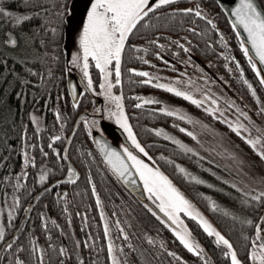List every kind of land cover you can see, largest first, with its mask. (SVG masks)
I'll return each mask as SVG.
<instances>
[{"label":"snow or ice","instance_id":"1","mask_svg":"<svg viewBox=\"0 0 264 264\" xmlns=\"http://www.w3.org/2000/svg\"><path fill=\"white\" fill-rule=\"evenodd\" d=\"M216 3L224 11H230L231 28L236 30L239 49L259 84L264 87V0H235L230 9L225 7L223 0H216ZM200 22L204 23V28H200ZM169 32L177 35H168ZM0 33L3 35L0 39V104L7 103L14 93L22 105L29 87L34 100H39L42 94L52 99L51 88L57 89L56 103L51 109L54 114L53 134L48 137L46 145L49 151H45V144L40 139L43 126L34 111L28 113L30 123L35 126L32 137L27 123H16L15 111L11 107L0 117V264H192L180 251L168 247L158 233L153 235L144 230L134 240L129 232L132 224L118 218L115 211L112 216L117 218L111 220L97 191L92 164H96L102 176L111 172L116 180L133 186V189L138 177L150 201L145 202L144 207L171 231L173 239L178 240L183 249L195 257V264H218V261L219 264H264V168L257 172L253 167L254 161H246L241 153L227 147L224 140L227 132L178 105L133 94L139 101L133 107L141 108L146 103L162 105L154 112L172 117L173 127L195 142H186L163 126L148 130L170 141L174 145L172 151L187 157L197 169L209 174L211 179L177 162L171 155L159 154V159L174 167L175 173L184 181L206 186L225 201L221 203L205 192L196 193L217 216L219 228L159 166L146 162L135 151L148 157L149 161L153 160L138 139L130 114L125 109L123 70L129 74L130 84L152 85L201 108L213 121L222 123L247 144L260 165L264 166V120L257 123L235 99L212 93L208 84H216L217 81L194 59V50H200V44L193 37L204 40V50L208 51L214 50L215 46V38L209 37V33H218L219 44L226 50L229 48L216 19L209 15L199 0L196 3L189 0L187 6H179L177 0H0ZM137 37L148 39L145 43L131 42ZM141 51L145 54L151 52L155 60L139 55ZM126 52L135 53V59L157 70L123 69ZM165 52L179 57V63L191 65L202 75L198 78L190 75L187 67L177 69L176 64L166 58ZM181 52L185 54L183 57H180ZM219 57L225 60L224 67L229 72L233 68L228 61L235 62L240 81L247 86L258 105L257 115L264 118V99L246 78L240 61L230 51H220ZM157 61L181 75L165 76ZM207 63L209 67L213 66L211 60ZM93 64L98 70L99 95L105 103L94 106L90 117L81 114L74 126L66 129L72 114L67 110L61 111V98L70 95L71 108L75 110L80 107L86 93L96 92L90 72ZM77 69L81 73L83 91L71 80L65 90L60 91L65 73ZM134 76L139 78L133 79ZM201 82L204 87L200 86ZM117 86L119 92L114 90ZM47 103L46 100L45 106ZM232 109L235 111L229 115ZM105 118L115 121L127 134V141L134 149L127 143L118 147L109 143L100 123ZM177 121L186 122L191 127ZM81 122L95 148L77 151L83 157L82 164L88 166L86 182L91 186V195L95 197V207L99 209V219L103 224L102 237L87 232L83 240L76 238L74 231L66 232L43 210L49 207L44 197L54 192V203L64 202L62 214L71 228L69 193L67 189H60V185H75L81 175L71 162L69 153V145ZM69 131L71 135L67 134ZM57 141H60V147L55 146ZM206 144L208 147L205 149ZM37 150L41 157L39 163L35 154ZM206 152L222 159L218 161ZM13 154L20 157L18 171L10 162ZM64 161L69 162L65 164ZM30 171L34 175L31 186L27 183ZM74 191L79 193L78 188ZM25 198H28L27 203ZM37 205H41V210L36 212L38 224L32 220L33 209ZM181 214L196 221L213 245L210 251L193 237ZM76 215L81 214L77 212ZM85 227H91L87 215L81 219V229ZM37 228L46 237L43 243L38 239ZM251 229L254 231L250 232ZM53 230H58L59 238L53 235ZM226 233H236L243 247L237 248ZM69 235L71 245L61 239Z\"/></svg>","mask_w":264,"mask_h":264},{"label":"trees","instance_id":"2","mask_svg":"<svg viewBox=\"0 0 264 264\" xmlns=\"http://www.w3.org/2000/svg\"><path fill=\"white\" fill-rule=\"evenodd\" d=\"M193 0H191L192 2ZM203 4V7L206 9V11L209 13V15L216 19L217 26L221 30V32L224 33L225 38L227 39V42L229 44V48L226 50L222 45L219 44L218 40V33H209V37L215 38V46L214 50H204L205 41L202 39H199L198 37H193L194 40H196L200 44V50H194V55H196L201 60L207 62L208 60L212 61L211 69L213 71H217L222 77L227 78L229 85L235 92V94L241 96L251 107L255 108V100L251 96L248 88L246 85H244L240 79H239V71L235 68V62L234 61H228L230 66L233 68L232 72H229L225 67L224 63L225 60L222 57H219L220 51H230L233 55L236 56V58L240 61L241 66L245 70V76L250 82L253 84V86L256 88L257 91L263 94L264 97V88L259 84L258 78L255 76L254 72L251 70L250 66L247 63V59L243 56L242 52L239 49V42L236 39L235 31L231 28V22L230 19L223 9L220 8L219 4L216 3V0H199ZM177 3L179 6H187L189 3V0H177ZM200 28H204L205 25L203 22H200ZM161 31H164L161 29ZM188 34V33H184ZM168 35H177V33L169 32ZM191 35V34H188ZM3 38L2 33H0V39ZM148 38L145 37L144 40H141L139 37L135 38L133 41L134 43H145V41ZM135 53L132 52H126L125 54V61L126 63L123 66V69H126L127 67H145L150 66L147 64L142 63L138 59H135ZM139 55H145L146 59H152L154 56L149 52L148 54L143 53L142 51L139 53ZM130 57H132L130 59ZM92 75H93V81L94 86L98 87L99 83V77H98V71L95 68H92ZM129 74L126 70H123V94H124V105L126 111L130 114V122L133 125V129L137 134L138 139L140 142L145 145L146 150L148 151L149 155L153 158V162L155 165L159 166L161 171H163L166 175L169 176L170 179H172L173 183H175L182 192L186 196L189 197L197 206L218 228L221 227L220 223L217 220V216L214 215L207 207L206 202L203 201L196 193L198 192H205L209 195H213L217 198L220 196L212 189H209L204 186L195 185V184H189L186 181H184L182 178H180L176 173L175 169L172 166H168L165 162L161 161L159 159V154L161 152L164 153V155H171L174 160L177 162L185 164V166L189 167L191 170L196 171L198 174H201L203 176L210 177L209 174L206 172L200 171L197 169V167L185 156L179 155L176 152L172 151L174 148V145L172 143L166 141L163 139V137H158L155 134L148 131L152 127H160L163 126L164 128H172L173 127V118L163 115V114H157L154 112V109L143 106L141 108H135L133 105L136 102L135 96L133 94L140 93L142 90L145 89H157L152 85H144V84H130L128 81ZM139 77L134 76L133 79H137ZM67 73L64 75V80L62 81L60 85V91H64L65 87L67 85ZM19 89V86H17V90ZM116 91H119V86L114 88ZM39 92L40 90L37 89ZM32 88L29 87L27 89L26 93V99L24 100V103L21 105L20 101L14 96V93L9 96V100L7 103L0 104V117H3L5 115V111L8 107H11L15 111V119L16 123L19 125L21 121L28 124V133L29 136H33L34 132V125L30 123V116L28 113L35 112V114L40 118V122L42 123V131L40 133V139L43 140L45 144V151H49V149L46 147L48 143V137L53 134V112L52 108L55 105V97L57 94V89L55 87L51 88V96L52 99L48 98V95L42 94L41 98L39 100H34L32 95ZM64 99V109L62 110L69 111L72 114V119L69 120L68 124L66 125V129H71L73 127V124L77 118V116L81 113H87V116L90 117L91 113L93 112V107L96 105L95 102L97 100L96 97H92L91 95L85 94V97L81 99L80 107L73 110L71 108V96H65L62 97ZM61 98V100H62ZM48 101L47 106H45V101ZM185 101V100H183ZM187 102V101H186ZM191 104L190 102H187ZM216 124L221 126L222 128L226 129V126H224L222 123L215 121ZM86 130L82 126V122L80 127L77 129V132L75 134V137L70 144L69 147V153H70V160L75 165V167L78 169V171L81 173L78 182L74 184H67L62 183L60 185V189H67L69 196H68V208L69 212L72 213V225L73 231L75 232L76 238H79L81 240L84 239L85 234L87 232H92L93 234H99L102 237V231H103V224L99 219V209L95 207V197L91 195V186L87 184L86 182V172H87V165L82 164L83 157L80 156L77 149H80V151H86L89 148L94 149V144L91 143V137L86 136L85 134ZM70 131L67 132L69 135ZM239 142L240 144L252 155H255L250 147L245 144L243 141L240 140L238 136H236L234 133H231ZM18 139V137H17ZM13 143L16 141L13 140ZM56 147H60L61 143L60 141L54 142ZM37 156V162L39 163L41 160V157L39 155L38 150L36 151ZM256 156V155H255ZM256 158H258L256 156ZM19 161L20 157L18 154H13L11 161L16 165L14 170H19ZM66 164V161H64ZM49 168L52 167V165L49 163ZM91 171L93 173V177L97 186V191L102 196L103 201L107 204L108 208L111 210V212L115 211V207H113L114 203H116L119 200H122V196L119 197L118 194L113 192L111 189V194H108L106 192V189H104V185L102 183V180L104 181V177L101 175L100 171L98 170L96 164L91 165ZM2 172V170H0ZM29 179L27 183L29 186L32 185L34 175L30 171L29 172ZM111 174V172H107ZM59 175V174H57ZM105 175V174H104ZM123 189V193H127L133 198L134 195H132L122 184L120 185ZM74 188L79 189V193L77 194L74 191ZM40 189L37 187V191ZM125 194H122L125 196ZM221 199V197H220ZM44 200L48 201L49 207L46 209H43L48 215L55 218L61 226L64 227L65 230H67L69 227L66 223L65 215L62 214V209L64 206L63 200L59 204L54 203V192L49 193L44 197ZM138 200V199H137ZM223 200V199H221ZM224 201V200H223ZM28 202V198H25V203ZM225 202V201H224ZM123 203V201H122ZM41 210V205H37L33 209L32 213V220L36 224L39 223L36 212ZM79 212L81 215H76V213ZM87 215L88 216V223L91 225V227H85L81 229V219L82 216ZM6 216V211H5ZM190 227L192 228L193 236L200 241L206 250L210 251L213 247V245L210 243L209 239L206 237V235L203 233L202 229H200L197 226V223L195 221H190ZM223 231V229H221ZM251 231H254V229H251ZM36 234L38 236V239L40 242H44L46 237L43 235V233L40 232L39 228L36 229ZM228 234V233H226ZM53 235L55 237L59 238V232L58 230H53ZM230 235V238L234 241V244L237 248L243 247V242L238 238V235L236 233L228 234ZM63 239V238H61ZM134 239V237H133ZM170 240V239H169ZM68 245H71L72 238H70L67 241H64ZM97 244L100 243V241H96ZM176 244V243H175ZM179 246V244H177ZM177 246V247H178ZM180 250H184L182 246L179 247ZM184 253V252H183ZM186 257V254H183ZM218 255V253H217ZM187 257H191L188 256ZM219 264V261H218Z\"/></svg>","mask_w":264,"mask_h":264},{"label":"rangeland","instance_id":"3","mask_svg":"<svg viewBox=\"0 0 264 264\" xmlns=\"http://www.w3.org/2000/svg\"><path fill=\"white\" fill-rule=\"evenodd\" d=\"M196 2H197V0H193L192 1V3H196ZM242 35L244 37H246V34L242 33ZM70 43H71V41H70ZM164 55L166 56V58L168 60H170L174 64H176V68L177 69L183 70V69H185L187 67V71H188V73L190 75L194 74L197 78L200 75H202L201 73L198 72V70L193 69L191 67V65L186 66L184 64L179 63V57L171 56L167 52H165ZM184 55L185 54L183 52L180 53V57H183ZM152 59L155 60V57L152 58ZM194 59L197 62H199L205 68L207 74L211 78H213V79H215L217 81L216 84H208V88L211 89L212 93H214L216 95H219V96H230V97H232L233 99H235L236 103L241 105V107L244 110L249 111L250 115H252L253 119L256 120L257 123H261L262 120H264V118H261L256 113V109L258 107L256 102H255L256 107L255 108L251 107L241 96L235 94V92L233 91V89L229 85V82H228L227 78L223 77V80H221L222 75H220L217 71H213L211 69V67L208 66L207 62L201 60L196 55H194ZM157 63L161 64V67H160L159 70L165 76L171 77V76L181 75V73L179 71H174L173 69L164 67L162 62L157 61ZM92 68H95L94 64L92 66H90L91 75H92ZM139 68L148 69L150 71H156L157 70L155 67H152V66H145V67H139ZM78 77L81 78V73L79 72L78 69L72 71L71 73H68L69 80H72L73 78H75L77 84L80 86V90L83 91L84 85L80 83V79ZM92 78H93V75H92ZM224 81H227V83H224ZM200 86L204 87L203 82H201ZM95 89H96V92L95 93H91L94 97L97 98V100L95 102V104H96L95 106H103L105 102H104V98L101 95H99V92H100L99 83H98V87H95ZM117 92H119V91H117ZM257 94L261 96V99H264L262 93L257 91ZM136 95L145 96V97L146 96H151V97H154L156 100L163 101L165 103L172 104V105H178V106L186 109L193 116L198 117V118H200L202 120H205L208 123L214 124L217 128L227 132V135L224 137L225 144H226L227 147L235 149L237 152L241 153V155L244 157V159L246 161H249V162H253L254 161L255 163H254L253 167L255 168V170L257 172L261 171V169L264 168V166L260 165L259 159L256 158L255 155H252L251 153H249L240 144V142L233 135H231L229 133V131L227 129H224L221 126H219L218 124H216L215 121H213L208 114L204 113L201 108H198L197 106L189 104L186 101H183L184 99L175 97L173 94H170L167 91L161 90V89H145V90H142L140 93H137ZM136 103H139V101L136 100L135 104ZM64 104H65V102H64V99L62 98V100L60 102L61 111L64 109ZM143 106H148V107H150L152 109H155V108H157L159 106H162V105H158V104H155V103H146ZM221 106H223V101H221ZM234 111L235 110L232 109L231 112H229L228 114L231 115L232 112H234ZM91 115H93V112L91 113ZM53 116H54V114H53ZM177 122L178 123H185V126H189V125H186V122H180V121H177ZM100 123H101V128H103L104 134L106 135V137H107V139L109 141H111L112 143H114V144H116L118 146L121 143H127L129 145V147H132L134 149V146L131 145L130 141H127V134L118 125L115 124L114 120H108V119L105 118ZM41 125H42V123H41ZM189 127H191V126H189ZM165 129L167 131L173 133L174 135L179 136L181 139H184L186 142L193 143V144L195 143V142L191 141V139L188 138L185 134L181 133L178 128L172 127V128H165ZM95 131H97V134H98V130H95ZM166 141H168V140H166ZM168 142H170V141H168ZM207 147H208V145L206 144L205 145V149ZM205 149H201V151L203 152V151H205ZM135 151L137 152L138 155L141 156L142 159H145L146 162L154 163L153 161H149L148 157H145L142 153H139L138 150H135ZM205 154L214 156L215 159H217L218 161H220L222 159L219 156H215L214 153H207L206 152ZM100 167L101 168L104 167L102 163H100ZM104 174H105V175H103L104 181L102 180V183L104 185V189H106V192L108 194H111V189H112L113 192L118 194L119 197L122 196L121 197L122 200H119L116 203H114L115 212L117 213V217L120 218L122 221L132 224V228L129 229V232H130V234L133 235L134 240L136 239L137 236H140L141 232L144 231V230L149 231L153 235H157V233H158L159 237L163 238L166 241L168 247L174 248L177 251H180L182 255L185 253L186 254L185 258L189 259L192 262V264H195V257L192 256V254L188 253L185 249L184 250H180L179 247L181 245H179V246L177 245V244H179V242H178V240H174L173 239V234L171 233V231L169 229H167V227L162 226L160 224V222L150 212H148V210L144 207V203L145 202L150 203V201L147 200V194L146 193H145V200L141 202L140 200H137V199L133 198L129 194L123 193L122 192L123 188L120 186L121 183L118 180H116V178L112 174H109L107 172H105ZM199 175H201V174H199ZM201 176H203V175H201ZM204 177L211 179V177H207V176H204ZM213 182H215V181L213 180ZM141 184H142V182H141ZM204 187H206V186H204ZM122 194H125V196H123ZM215 198H217V197H215ZM101 199H102V196H101ZM217 199L220 200L221 203H225L223 200L220 199V197L217 198ZM122 201H123V203H122ZM104 207H105V211H106L108 217L111 220L114 221L117 217H113L112 216V212L108 208V206H107V204L105 202H104ZM181 215H182V218L184 219V222L188 225V227L192 231V228L190 227V221L191 220L194 221V220L192 218H190V217H186V215H184V214H181ZM112 228H113V234L115 235L116 234V229H115L114 223L112 225ZM65 231L68 232V233H71V232H73V228L72 227L68 228ZM192 234H193V232H192ZM193 237L195 238V236H193ZM70 238H71L70 235L67 236V237H63V241H67ZM119 242L120 241H117V243H119ZM188 254L191 257H187Z\"/></svg>","mask_w":264,"mask_h":264},{"label":"water","instance_id":"4","mask_svg":"<svg viewBox=\"0 0 264 264\" xmlns=\"http://www.w3.org/2000/svg\"><path fill=\"white\" fill-rule=\"evenodd\" d=\"M234 2L235 0H223V3L225 5L226 8L230 9L232 6H234ZM228 17H230L231 13L230 11H226ZM242 31V29H240ZM80 79V77H78ZM67 82H69V78H68V73H67ZM72 82H76V79L73 78L71 80ZM88 95H91L92 97H94L91 93H87ZM81 114H86V113H81ZM79 114L76 118L79 119V116L81 115ZM74 126V124H73ZM69 135H71V132L69 133ZM109 141V140H108ZM109 143L112 144V146L114 147H118V145L112 143L111 141H109ZM95 146V145H94ZM70 147V145H69ZM69 161H66V164L68 163ZM74 165V164H73ZM75 166V165H74ZM77 169V168H76ZM78 171V169H77ZM65 175H66V172H65ZM132 195H134V197H136V199L140 200L141 202L145 200V193L143 192V186L141 184V182L139 181L138 177H137V185L135 186V189H133V186L131 185H125L122 181H119ZM67 184H71V183H67Z\"/></svg>","mask_w":264,"mask_h":264},{"label":"flooded vegetation","instance_id":"5","mask_svg":"<svg viewBox=\"0 0 264 264\" xmlns=\"http://www.w3.org/2000/svg\"><path fill=\"white\" fill-rule=\"evenodd\" d=\"M91 116V115H90ZM30 174V173H29Z\"/></svg>","mask_w":264,"mask_h":264}]
</instances>
